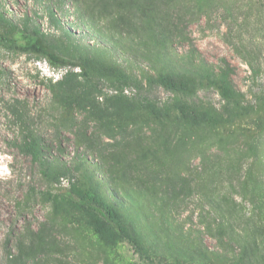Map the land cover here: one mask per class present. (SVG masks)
Returning a JSON list of instances; mask_svg holds the SVG:
<instances>
[{"label": "rangeland", "instance_id": "1", "mask_svg": "<svg viewBox=\"0 0 264 264\" xmlns=\"http://www.w3.org/2000/svg\"><path fill=\"white\" fill-rule=\"evenodd\" d=\"M0 10L101 65L191 76L217 119L187 122L175 108L110 117L106 84L102 96L64 101L55 84L71 67L0 46V264H150L44 194L70 180L116 207L151 264H264V0H0ZM207 68L229 71L244 114L231 113ZM30 137L37 160L22 148ZM48 164L72 174L48 180Z\"/></svg>", "mask_w": 264, "mask_h": 264}, {"label": "trees", "instance_id": "2", "mask_svg": "<svg viewBox=\"0 0 264 264\" xmlns=\"http://www.w3.org/2000/svg\"><path fill=\"white\" fill-rule=\"evenodd\" d=\"M0 46L11 52L44 58L56 68L71 67L55 84L58 89L55 90L56 94L64 101L71 99L73 102L83 103L87 99L89 101L88 96L91 93L102 96L106 84L114 91L113 94L106 96L108 104L105 113L110 117L162 119L171 117L175 108L180 117L187 122L213 123L217 120L205 112L203 104L198 101V92L191 76L184 73H159L139 77L117 65H101L89 55L61 50L30 19H25L22 23L16 22L1 10ZM192 65L195 63L192 62ZM202 76L217 86L225 104L231 106V113L244 114L247 110L244 94L234 86L229 71L207 68ZM160 87L170 93V97L165 101L153 94L154 90ZM129 90H132L130 94L127 93ZM27 140L22 148L32 154L35 160L39 159L40 149L34 138L30 137ZM43 166L42 172L48 180H60L72 174L69 169L59 172L56 166L51 164ZM44 194L49 200L62 202L69 210L79 214L105 243L127 242L145 262L153 263L143 235L137 231L133 233L123 222L116 207L104 199L95 187L70 180L69 186L61 192L45 191ZM9 261L8 264H25L21 255L12 257Z\"/></svg>", "mask_w": 264, "mask_h": 264}]
</instances>
